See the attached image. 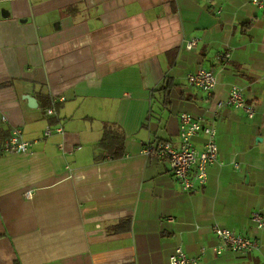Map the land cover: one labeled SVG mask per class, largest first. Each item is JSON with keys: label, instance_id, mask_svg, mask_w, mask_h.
Here are the masks:
<instances>
[{"label": "crops", "instance_id": "obj_1", "mask_svg": "<svg viewBox=\"0 0 264 264\" xmlns=\"http://www.w3.org/2000/svg\"><path fill=\"white\" fill-rule=\"evenodd\" d=\"M197 69L213 73L210 94L187 82ZM233 85L252 118L218 107ZM181 113L217 137L190 192L142 152L179 149ZM0 126L32 142L0 155V264H168L175 248L200 264H264L250 219L264 218V10L251 0H0ZM214 225L258 249L217 254Z\"/></svg>", "mask_w": 264, "mask_h": 264}, {"label": "built area", "instance_id": "obj_2", "mask_svg": "<svg viewBox=\"0 0 264 264\" xmlns=\"http://www.w3.org/2000/svg\"><path fill=\"white\" fill-rule=\"evenodd\" d=\"M251 3L264 10V0H251ZM217 13L220 12L218 9ZM197 43V39H189L185 42L184 48L191 50ZM187 82L210 94L215 85V77L211 71L197 69L187 75ZM231 106L243 110L249 118L254 115V107L246 103L241 89L238 86H231L226 99L218 103V107ZM55 111V100L51 101L46 109L47 115H52ZM178 134L181 145L179 149L172 147L168 142H157L147 144L142 152L145 155H153L157 158L165 159L171 168L172 176L184 192L195 190L198 186H203L207 182V169L215 163L218 158L216 131L203 123L202 118H196L186 113L179 115ZM4 120V119H3ZM60 131V129H56ZM52 134V129L47 127L43 131V137ZM202 134L204 144L201 150L193 148L191 138ZM32 142L20 138V130L12 129L6 141L0 144V155L2 154H23L27 153ZM26 199H31L30 192L24 193ZM251 221L257 228H264V218L258 212H252ZM212 232L219 241L215 248L217 254H221L224 249L237 253H249L258 249V243L251 238L235 234L232 230L222 228L218 225L212 227ZM168 264H200L198 257H190L180 248H175L168 258Z\"/></svg>", "mask_w": 264, "mask_h": 264}, {"label": "trees", "instance_id": "obj_3", "mask_svg": "<svg viewBox=\"0 0 264 264\" xmlns=\"http://www.w3.org/2000/svg\"><path fill=\"white\" fill-rule=\"evenodd\" d=\"M108 129H110V127L107 126L106 132ZM8 135H9V132L0 126V142L7 139Z\"/></svg>", "mask_w": 264, "mask_h": 264}, {"label": "water", "instance_id": "obj_4", "mask_svg": "<svg viewBox=\"0 0 264 264\" xmlns=\"http://www.w3.org/2000/svg\"><path fill=\"white\" fill-rule=\"evenodd\" d=\"M256 140H258V138H256Z\"/></svg>", "mask_w": 264, "mask_h": 264}]
</instances>
